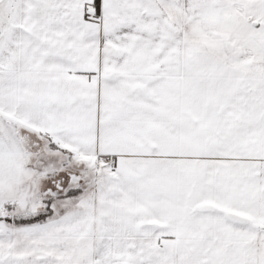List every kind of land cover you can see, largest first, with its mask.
<instances>
[{"label": "snow or ice", "instance_id": "snow-or-ice-1", "mask_svg": "<svg viewBox=\"0 0 264 264\" xmlns=\"http://www.w3.org/2000/svg\"><path fill=\"white\" fill-rule=\"evenodd\" d=\"M0 264H264V0H0Z\"/></svg>", "mask_w": 264, "mask_h": 264}]
</instances>
